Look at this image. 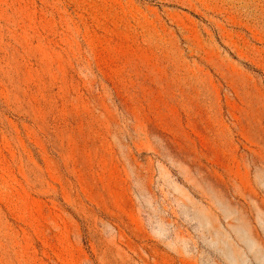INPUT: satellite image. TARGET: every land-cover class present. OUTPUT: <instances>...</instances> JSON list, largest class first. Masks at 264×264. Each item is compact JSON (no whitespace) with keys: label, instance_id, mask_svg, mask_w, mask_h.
<instances>
[{"label":"rangeland","instance_id":"obj_1","mask_svg":"<svg viewBox=\"0 0 264 264\" xmlns=\"http://www.w3.org/2000/svg\"><path fill=\"white\" fill-rule=\"evenodd\" d=\"M0 264H264V0H0Z\"/></svg>","mask_w":264,"mask_h":264}]
</instances>
